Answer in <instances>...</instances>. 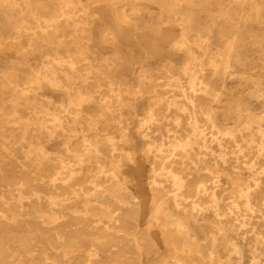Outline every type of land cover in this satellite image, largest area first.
Segmentation results:
<instances>
[{
  "label": "bare ground",
  "instance_id": "obj_1",
  "mask_svg": "<svg viewBox=\"0 0 264 264\" xmlns=\"http://www.w3.org/2000/svg\"><path fill=\"white\" fill-rule=\"evenodd\" d=\"M0 264H264V0H0Z\"/></svg>",
  "mask_w": 264,
  "mask_h": 264
},
{
  "label": "rangeland",
  "instance_id": "obj_2",
  "mask_svg": "<svg viewBox=\"0 0 264 264\" xmlns=\"http://www.w3.org/2000/svg\"><path fill=\"white\" fill-rule=\"evenodd\" d=\"M107 14L108 15H106V18H108L107 19L108 24L114 30L116 29L120 30L119 29L120 25H116L117 23L115 22L114 13L112 11H108ZM165 31H166V28L165 29L163 28L162 32H165ZM155 34H151V36L153 37L157 36V34L156 35ZM124 35L126 38L121 39V41H119V44H120L121 54H124L127 50L129 51V53L127 52L126 54H124L125 57L123 58V61L124 63L130 66L128 67V71L133 76L127 80L129 81L128 82L129 85L132 86L134 82L133 79L141 67L142 54L139 51V48L136 46L135 39L133 38L131 33L124 34ZM177 35H178V32L168 33V36L170 38L176 37ZM93 37H94L93 39H96V40L102 38V34H101V31H99V28L95 29ZM94 50L95 52H97L98 57L99 56L100 57H111L113 47H111V45H108V44H103L102 46H99V45L94 46ZM161 52L163 53V55L171 59V61L175 63L181 62V56L178 53L171 51L169 47H166L165 49H161ZM52 97L53 99L59 100L58 97L54 95H52ZM136 126H137V123L135 121L131 122V124L129 125L130 133L132 135H135ZM133 148H134L133 149V152H134L133 163L124 162L125 164L124 171H125V174L129 178H134L136 180L137 184L136 186L133 187V191L137 192L141 197H143L142 199L144 200L143 201L144 207H146L148 204L147 202V199H148L147 197L148 195L147 176L150 171V163H148V161H146V159L142 155V150L144 148V142L137 136H134ZM152 230L153 232L157 231L155 227H153ZM158 246L160 247L159 242H158ZM159 253L163 255L166 254L164 249H162V247L159 248L158 254Z\"/></svg>",
  "mask_w": 264,
  "mask_h": 264
}]
</instances>
